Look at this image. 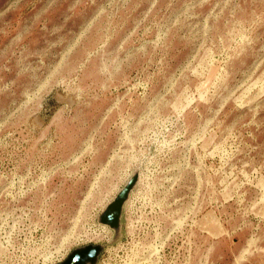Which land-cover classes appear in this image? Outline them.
<instances>
[{
    "label": "rangeland",
    "instance_id": "374dc122",
    "mask_svg": "<svg viewBox=\"0 0 264 264\" xmlns=\"http://www.w3.org/2000/svg\"><path fill=\"white\" fill-rule=\"evenodd\" d=\"M88 244L264 264V0H0V264Z\"/></svg>",
    "mask_w": 264,
    "mask_h": 264
},
{
    "label": "water",
    "instance_id": "95a60500",
    "mask_svg": "<svg viewBox=\"0 0 264 264\" xmlns=\"http://www.w3.org/2000/svg\"><path fill=\"white\" fill-rule=\"evenodd\" d=\"M134 182V179L130 180L115 200L109 204L100 216V221L102 223L115 228L119 226L123 204L127 199ZM102 250L103 246L101 244H88L79 247L71 252L60 264H95Z\"/></svg>",
    "mask_w": 264,
    "mask_h": 264
}]
</instances>
